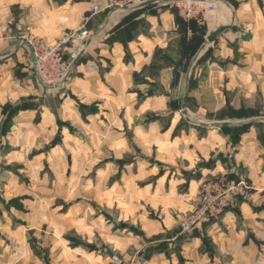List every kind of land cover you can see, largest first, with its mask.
Instances as JSON below:
<instances>
[{"label": "crops", "instance_id": "0c3cea01", "mask_svg": "<svg viewBox=\"0 0 264 264\" xmlns=\"http://www.w3.org/2000/svg\"><path fill=\"white\" fill-rule=\"evenodd\" d=\"M94 1L0 0V124L4 106H19L0 134V264H43L34 250L41 246L49 264H108L113 253L123 264H264V148L256 126L234 146L225 134L252 121L263 129L264 117L221 126L187 119L179 128V115L164 127L144 122L146 112L166 110L169 61L181 57L191 29L177 10L151 3L92 14ZM207 1L216 12L196 23V108L230 102L264 112V0ZM128 15L133 29L120 43L110 32ZM81 25L92 32L87 54L61 89L45 90L18 38L53 43ZM220 26L230 28L208 43ZM187 81L184 74L172 88L182 102ZM233 175L249 195L219 220L182 232L178 221L199 206L201 181ZM61 200L72 204L64 212ZM68 229L92 246H71Z\"/></svg>", "mask_w": 264, "mask_h": 264}, {"label": "built area", "instance_id": "2783aa9c", "mask_svg": "<svg viewBox=\"0 0 264 264\" xmlns=\"http://www.w3.org/2000/svg\"><path fill=\"white\" fill-rule=\"evenodd\" d=\"M148 1L157 6L158 10H177L185 21L193 20L201 23L205 16L216 12V4L207 0H95L91 5V13H110L124 8H138ZM91 32L84 25L66 32L53 43L34 36L18 38L19 42L29 44L34 53V61L29 66V72L37 82L48 89L63 86L69 70L86 51ZM247 188L243 181L226 182L212 180L200 185L199 206L197 210L184 216L179 221L182 232L191 231L202 219L218 220L225 208L232 203L233 195L242 196ZM109 264H123L121 257L113 253Z\"/></svg>", "mask_w": 264, "mask_h": 264}, {"label": "rangeland", "instance_id": "374dc122", "mask_svg": "<svg viewBox=\"0 0 264 264\" xmlns=\"http://www.w3.org/2000/svg\"><path fill=\"white\" fill-rule=\"evenodd\" d=\"M103 13L108 14L106 12H103ZM129 22H130V20H128L126 17H124L121 22H118L115 24L114 29H112V32H110V33H112V36L114 35L113 37L116 41H119L120 43H125V42L129 41L128 39H130V36L128 35V33H129V31L132 32V29H133V27L130 25ZM78 27H76V28H78ZM76 28H73V29L68 30L66 32L72 31ZM66 32H64L63 34H65ZM189 34H190L189 37L185 38V39H187L186 41L180 40V44L178 46V52L181 53V57L179 54V58L177 61H176V59L169 61L170 65L172 66L170 73H171V84L173 86H171L172 92H165V94H163V95H166L168 97V103H167L166 110H164L163 112H154V111L146 112L143 116L144 122L150 123V122L158 121V122H162V126L164 127L165 124H167V126H168V124L170 123L171 119L174 116L179 115V117L181 118L180 120H182L184 122L182 125L181 124L178 125V128H179L180 126H183L184 124L187 125V119H189L191 122H194V123H198L199 121H203V122H207V123H210V122L214 123V122H221V121H225V120H231V121L235 120V122H236V121H243V120H248V119H252V118L264 117V112L259 108L248 107V106H244V105H241L239 107H234L233 105L230 104V102H226L222 107H220L219 109L214 110V111L204 110V109L198 110L196 108V95L194 94V92L189 93V90H191V89L193 90L194 87L196 86V36H194V31H192V30L189 31ZM94 35L95 34H93V37H94ZM91 36H92V32H91ZM191 36H194V39L190 40V42H189L188 40ZM34 37H36V36H34ZM38 38H40V37H38ZM40 39H42V38H40ZM86 52H87V49L84 53H86ZM157 53H160L162 56H171L170 53L167 54L166 51L163 52L160 49L157 51ZM83 54L81 55V57H84ZM206 55H207V53L204 54L203 57H206ZM73 67H74V65H73ZM72 68L69 70L68 76H69ZM184 74L188 76V81H187L188 93L186 94V97L184 99L185 108L182 109L180 107L181 102L183 101L182 93H176V90H173V89L175 88V85H177V83L182 79V75H184ZM37 83L41 84L42 88H44L45 90H49L42 83H40V82H37ZM61 88H62V86L58 87V88H52V89L53 90H59ZM143 94L144 93H138L139 96H141V95L143 96ZM146 94L148 96L155 95V94L161 95L160 93H157L154 91H150ZM147 95H145V96H147ZM79 107L83 111V109H84L83 106L79 105ZM186 116L189 118H187ZM57 121H58V125H63V123H64V122H61L59 119H57ZM253 122L254 121L251 122V125L249 126V128L251 126H253V127L256 126L255 127L256 132L259 134V137H260L259 142L261 143V146L264 148V125H263V129H260V127H259L260 125L253 124ZM245 123H248V122H245ZM237 125H240V124H237ZM67 127L69 128V131L71 133H77L76 129H74L72 125L69 124V125H67ZM228 129L226 130V133H225L226 135H227ZM248 129H246L245 131H239L237 134V139L234 142L232 141L230 136L227 135L231 145L232 146L236 145L240 141L241 135L243 133L247 132ZM3 131H6L5 125H2L0 127V132H3ZM57 135H59V133ZM224 160L227 161L228 159H224ZM211 162L210 161L201 162V164L202 165L205 164L207 166ZM19 175H20V177H22L21 174H19ZM230 175L232 176V174H230ZM237 177L238 176H236V175L233 178H231L229 176H214L211 178L204 179L201 182L204 183V182H209V181L216 180V179L226 181V182H234V183L242 181V180H240L241 178L236 179ZM244 180H245V178H244ZM245 185L247 186V188L249 187L248 183H245ZM247 188L244 189V194L242 196H239V194H240L239 191H238V194L233 195L234 198L232 199V203L225 208L224 212L231 209V208L232 209L236 208V205L239 202V200L246 198L249 195L251 190L247 189ZM199 191H200V187H199ZM14 203H15V205H17V201H14ZM71 205H72L71 202H65L63 200L59 201L57 204L60 212L66 211ZM91 205L94 208L96 206L93 202H91ZM195 210H197V208H195L191 212H193ZM191 212L185 213L182 216V218L184 216L190 214ZM179 221H178V227H179ZM213 221H217V220L209 219V218L202 219L193 229H195L197 226H199L203 222H213ZM179 229H180V227H179ZM64 238L69 242V244L71 246H85L88 248H90L92 246L91 244L89 245L86 242H84L81 239V237L79 236V234L74 232L72 229L67 230ZM30 243L37 246L36 240L33 237L30 238ZM38 245H40V244H38ZM39 248H40V250H38L36 248L34 249L35 251L38 252V253L35 252V254L40 257L43 264H49L50 256L48 253V249L42 248V246Z\"/></svg>", "mask_w": 264, "mask_h": 264}, {"label": "trees", "instance_id": "16d2710c", "mask_svg": "<svg viewBox=\"0 0 264 264\" xmlns=\"http://www.w3.org/2000/svg\"><path fill=\"white\" fill-rule=\"evenodd\" d=\"M149 12H154V11L150 10ZM130 15H133V14H130ZM126 18L131 21V18H133V17L128 15V17L126 16ZM184 24H186V26H188L192 31H194V36H196V49H197L198 46H200V43L203 41V38L201 36L203 33L202 34L200 33L199 35H196V22L193 21V20L184 21ZM130 25H132V23H130ZM201 32H202V30H201ZM194 36H191L188 41L190 42V40H193ZM186 40L187 39H185V41ZM18 108H19L18 105L15 106L14 108H12V106H10V105L4 106L3 111L5 113V119L2 121V124H0V127L2 125H5L6 128H8L10 126L11 117L16 112V110ZM250 125H251V122L242 123L240 125H231V126L228 127L229 129L227 131V135H229L230 138L232 139V141L234 142L237 139L238 132L239 131H245L246 129L249 128ZM0 134H1V132H0Z\"/></svg>", "mask_w": 264, "mask_h": 264}, {"label": "water", "instance_id": "95a60500", "mask_svg": "<svg viewBox=\"0 0 264 264\" xmlns=\"http://www.w3.org/2000/svg\"><path fill=\"white\" fill-rule=\"evenodd\" d=\"M151 3H152V1H148V2H147L146 4H144V5H148V4H151ZM124 9H127V8H124ZM229 28H230V26H220V27H218L217 29H215L214 31H212V32H210V33L208 34L206 41H207L208 43H212V42H214V41L216 40L217 36H218L221 32H223L224 30H227V29H229ZM20 45H24V46H26V47L28 48V50H29V52H30L31 60H32V62H33V61H34V53H33L32 48L29 46V44L24 43V42H17L16 47H18V46H20ZM74 64H75V63H74ZM181 108L184 109V102L181 103ZM212 125H213V126H221V125H226V123H225V122H216V123H213ZM57 139H59V138H57ZM59 140H60V139H59Z\"/></svg>", "mask_w": 264, "mask_h": 264}]
</instances>
